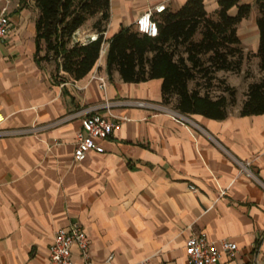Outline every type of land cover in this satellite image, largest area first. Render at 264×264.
<instances>
[{"label":"crops","instance_id":"0c3cea01","mask_svg":"<svg viewBox=\"0 0 264 264\" xmlns=\"http://www.w3.org/2000/svg\"><path fill=\"white\" fill-rule=\"evenodd\" d=\"M187 1L111 0L99 62L75 80L36 57V1L0 0L11 18L0 39V264H54L57 230L77 223L89 234L95 264H188L187 240L203 232L238 243L219 264H264V113L241 114L245 96L226 118L181 120L163 102L162 78L126 82L107 70L117 32L159 5L177 11ZM242 1L254 14L256 0ZM205 3L216 16L219 0ZM258 15L252 31L259 46ZM248 18L239 24L244 46ZM97 19L74 38L96 39ZM95 112L121 126L102 140L104 152L77 161L78 131ZM73 258L83 264L78 247Z\"/></svg>","mask_w":264,"mask_h":264},{"label":"trees","instance_id":"16d2710c","mask_svg":"<svg viewBox=\"0 0 264 264\" xmlns=\"http://www.w3.org/2000/svg\"><path fill=\"white\" fill-rule=\"evenodd\" d=\"M35 1L40 9L38 60L55 61L58 69L75 80L86 77L101 56L111 19V0ZM219 4L216 16L208 12L205 0H188L177 11L166 7L155 12L159 27L156 36L134 25L123 27L109 40L110 77L119 71L126 82L162 78L164 104H172L185 115L226 118L229 105L237 102V89L223 80L224 90L230 95H214L212 82L218 79L219 71L241 72L246 55L239 24L251 15L254 5L242 0H219ZM256 5L260 33L256 56L264 69V0H256ZM95 16L98 19L93 28L99 36L87 42L76 40L77 30ZM262 113L264 79L249 84L241 109L243 115Z\"/></svg>","mask_w":264,"mask_h":264},{"label":"built area","instance_id":"2783aa9c","mask_svg":"<svg viewBox=\"0 0 264 264\" xmlns=\"http://www.w3.org/2000/svg\"><path fill=\"white\" fill-rule=\"evenodd\" d=\"M162 4L155 10H150L141 15L136 21V28L144 33L156 36L159 33L158 22L154 18L155 12H161L166 9ZM11 25V18L8 13V7H0V39L6 37ZM101 86H106L105 79H102ZM136 103L140 106L156 107L152 101L139 100ZM169 111L175 114L178 119H187V115L180 113L174 108L167 107ZM5 120L0 115V124ZM121 122L114 121L100 112L87 114L82 123L81 129L77 134L75 149V159L84 161L88 154L96 150L104 152L106 150L103 139L108 138L113 132L120 128ZM32 130V129H31ZM249 175L254 176V172L249 168L250 162L243 163ZM75 247L80 249L83 264H95L91 252V239L86 229L80 224H74L72 227L59 228L55 234L54 242L49 247V253L54 264H76L73 258ZM239 249L236 241L225 238L214 240L206 233L194 234L190 236L186 243V253L188 264H219L223 255H234ZM113 255L110 256V259Z\"/></svg>","mask_w":264,"mask_h":264},{"label":"rangeland","instance_id":"374dc122","mask_svg":"<svg viewBox=\"0 0 264 264\" xmlns=\"http://www.w3.org/2000/svg\"><path fill=\"white\" fill-rule=\"evenodd\" d=\"M255 11H258V7L256 5L254 7V14ZM254 14L252 13V16H250V18H248L245 22V26H242V28L245 27L246 29V44L244 46L246 58L241 72L219 71L217 73L218 79L212 82L214 95H230L229 92L224 90L225 83H223V80H226V82L231 86L236 87L237 102L236 104L229 105V109H234L241 101L244 100L248 86L251 82L264 79V69L260 66V58L256 56L258 45L255 44L254 34L252 31L253 25L256 23ZM219 79H221V81ZM192 83L195 85L194 81Z\"/></svg>","mask_w":264,"mask_h":264}]
</instances>
